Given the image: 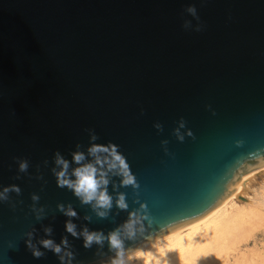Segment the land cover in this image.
<instances>
[{"label":"water","instance_id":"1","mask_svg":"<svg viewBox=\"0 0 264 264\" xmlns=\"http://www.w3.org/2000/svg\"><path fill=\"white\" fill-rule=\"evenodd\" d=\"M189 5L202 31L183 28L197 24ZM181 118V132L193 133L183 142L173 132ZM87 129L96 143L119 145L140 185L120 188L128 211L144 203L152 219L125 241L123 258L208 215L264 165V0H0V190L16 184L21 194L10 197L23 201L0 203V264H59L51 251L33 258L24 242L32 227L57 244L67 235L73 264H99L96 246L66 232L57 203L73 205L78 230L108 233L128 211L89 223L91 209L51 173L55 151L69 160L76 144L86 151ZM15 158L30 163L21 179ZM33 193L47 212L39 222ZM104 252L115 255L107 244Z\"/></svg>","mask_w":264,"mask_h":264},{"label":"clouds","instance_id":"2","mask_svg":"<svg viewBox=\"0 0 264 264\" xmlns=\"http://www.w3.org/2000/svg\"><path fill=\"white\" fill-rule=\"evenodd\" d=\"M191 17H193L197 24L193 26L191 20H185L183 28L185 30L202 31L203 25L199 23L200 17L194 5H189L185 9ZM159 132L163 131V125L156 122L154 125ZM185 128V121L181 118L178 121V127L173 130L176 138L183 142L185 135L193 136L191 130L182 133L181 129ZM89 136V146L86 151L81 150L82 145L76 144L75 151H71V160L66 159L59 151H55L53 155V167L51 173L56 179L58 188L67 189L79 200L81 206H88L92 214H85L83 219L89 223L93 222V214L99 220H107L111 218L115 222V217L121 211H128L129 204L127 201V194L120 191V188L131 186L133 190L139 189L140 185L132 172L127 158L119 151V145L112 142L107 144H99L96 141L99 136L94 129H87ZM167 140L161 141L162 146H166ZM167 152V148L165 147ZM18 165L16 179H21L19 174H29L28 170L30 163L27 159L15 158ZM44 165H48L45 160ZM75 165V167H73ZM40 166L37 165V172L39 173ZM114 177H119V183L114 180ZM35 179L44 181L42 174H38ZM47 181H44L46 184ZM109 185H111L113 193H109ZM43 190V186L42 189ZM21 188L16 184L5 186L0 190V203L7 202L9 206L15 210L17 203L23 201H12L10 193H15L17 196L21 194ZM32 205L31 212L36 221H42L47 218L45 206H37L40 196L37 193L31 195ZM138 202V201H137ZM115 207L116 212L113 213ZM56 209L59 213L68 217L65 222V230L71 237L83 240L84 249H92L96 246V256L101 257L99 264H124L125 241H134L138 233H143L145 229V221L151 224L147 205L140 203V207L132 211H128V218L122 224L115 227L113 230L105 233L103 230H89L85 225L78 230V226L73 222L74 219H80L79 214L73 208L71 203H57ZM36 228L24 233L25 245L31 252L33 258L41 259L45 257L46 251H51L59 260V264H73L76 258V253L72 250L73 245L68 236L61 238L60 243L57 244L51 238L36 239ZM45 237L53 236V228L43 226ZM105 244L108 246L109 252L114 253V256H109L108 259H103L106 255L104 252ZM9 247L14 245L10 242ZM43 248L45 251H42Z\"/></svg>","mask_w":264,"mask_h":264},{"label":"bare ground","instance_id":"3","mask_svg":"<svg viewBox=\"0 0 264 264\" xmlns=\"http://www.w3.org/2000/svg\"><path fill=\"white\" fill-rule=\"evenodd\" d=\"M261 168L264 169V165L247 173L235 190L208 215L123 258L124 264H223L232 253L231 251L234 252V249L243 242L246 244L252 236L254 238L252 232H255L256 224L251 223L255 227L254 231L252 228L248 229L246 225L257 216H262L260 212L264 211V190L259 195L256 205L253 206L255 210L253 207L251 210L250 207L248 212L246 207L242 208L238 203L241 198L239 193L259 170L262 171ZM247 217H249V221ZM239 249L237 250L239 251ZM239 253L235 257H238V260H242L243 263L244 260L239 257L244 255ZM245 257L243 258L245 259ZM234 261L236 262V260Z\"/></svg>","mask_w":264,"mask_h":264},{"label":"rangeland","instance_id":"4","mask_svg":"<svg viewBox=\"0 0 264 264\" xmlns=\"http://www.w3.org/2000/svg\"><path fill=\"white\" fill-rule=\"evenodd\" d=\"M263 190H264V169H262V171L259 170L255 174L254 178L251 181H249L248 185L243 187L242 192L239 193L241 198L239 199L240 203H238V205L242 208L246 207L245 209H247V211L249 212L250 209L248 210V208L251 207V210H252V207L254 205H256V201L259 198V195L263 192ZM256 195H258V196L256 197ZM242 204L244 205V207ZM254 208L255 207H253V209ZM247 211H246V213H247ZM263 213H264V211H263ZM263 213L260 212V215H262V216H260L261 218L257 216L252 221H249L248 220L249 217H247V220L250 222L249 223L250 226H249V224L246 225V227L248 229L252 228V231H254L255 227L252 226V224H254V225L256 224L255 225L256 230H255V232H252L253 233L252 235H254V238L252 236V238H250V240L248 242H246L247 245L245 244V242H243L242 244L239 245V247H236V249H234L235 250L234 252L231 251L232 253H230V255L228 256V259L223 264H225V263L226 264H230V263L234 264V262H235L234 260H236L235 264H239V262L241 264L242 260H238V257H235V256H238L239 252H240L239 254H243L244 256H246L245 259L243 258L244 256L241 257V255H240L241 258L239 257V259H243L246 262V264H264V262H263L264 261V219L262 220V218H264ZM252 218H253V215H252ZM239 248H241V249H239ZM237 249H239V251ZM251 252H253V253H251ZM233 254H234V256H233ZM237 260H238V263H237ZM244 261L242 264H245Z\"/></svg>","mask_w":264,"mask_h":264}]
</instances>
